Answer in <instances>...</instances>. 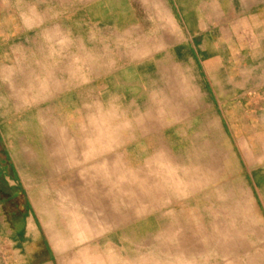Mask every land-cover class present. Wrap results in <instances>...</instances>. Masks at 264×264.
Instances as JSON below:
<instances>
[{"label": "crops", "instance_id": "obj_1", "mask_svg": "<svg viewBox=\"0 0 264 264\" xmlns=\"http://www.w3.org/2000/svg\"><path fill=\"white\" fill-rule=\"evenodd\" d=\"M70 2L0 0V184L15 190L6 200L21 198L1 142L18 140L8 134L35 117L55 123L63 140L87 107L94 123L106 110L110 131L120 110L131 134L124 140L159 151L186 147L198 165L204 146L217 142L224 159L244 166L243 187L264 222V0ZM22 199L23 213L0 214L7 264H81L57 258Z\"/></svg>", "mask_w": 264, "mask_h": 264}, {"label": "rangeland", "instance_id": "obj_2", "mask_svg": "<svg viewBox=\"0 0 264 264\" xmlns=\"http://www.w3.org/2000/svg\"><path fill=\"white\" fill-rule=\"evenodd\" d=\"M80 112V126H66L63 140L55 123L35 117L8 134L18 140L1 142L21 198L6 200L15 190L1 183V215L23 213L17 203L28 199L57 258L81 264H264L263 212L243 187L244 166L224 159L217 142L204 146L198 165L186 147L159 151L124 140L131 134L120 110L112 131L106 110H97L98 123L87 107ZM9 251L0 245V264Z\"/></svg>", "mask_w": 264, "mask_h": 264}]
</instances>
